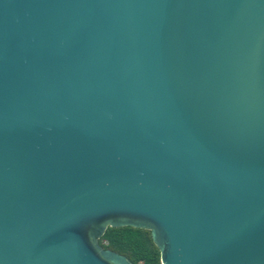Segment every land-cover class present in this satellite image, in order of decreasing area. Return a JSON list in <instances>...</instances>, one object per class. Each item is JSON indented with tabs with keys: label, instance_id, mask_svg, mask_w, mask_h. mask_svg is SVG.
<instances>
[{
	"label": "water",
	"instance_id": "1",
	"mask_svg": "<svg viewBox=\"0 0 264 264\" xmlns=\"http://www.w3.org/2000/svg\"><path fill=\"white\" fill-rule=\"evenodd\" d=\"M264 264V0H0V264Z\"/></svg>",
	"mask_w": 264,
	"mask_h": 264
},
{
	"label": "trees",
	"instance_id": "2",
	"mask_svg": "<svg viewBox=\"0 0 264 264\" xmlns=\"http://www.w3.org/2000/svg\"><path fill=\"white\" fill-rule=\"evenodd\" d=\"M116 227L112 232L106 235L108 242L101 244L102 238L99 243L103 247L110 248L117 252H122L126 248L131 249L134 261H141L143 264H159V253L156 251L148 253L141 247V240L144 233L140 228H133L129 226ZM150 236V235H149Z\"/></svg>",
	"mask_w": 264,
	"mask_h": 264
},
{
	"label": "rangeland",
	"instance_id": "3",
	"mask_svg": "<svg viewBox=\"0 0 264 264\" xmlns=\"http://www.w3.org/2000/svg\"><path fill=\"white\" fill-rule=\"evenodd\" d=\"M112 228L113 227H106L103 235L100 238H102L104 241L108 242V240L106 239L105 236L108 235L110 232H112L114 230ZM122 228H125V227L123 226ZM141 230L144 233L143 239L141 240V247L143 249H145L148 253H151V252H154V251H156L158 253V250H157L156 246L153 244V242L150 239L149 231L146 230V229H141ZM120 253L125 255L134 264H143L141 261H134L133 253H132L131 249L126 248L125 250H123Z\"/></svg>",
	"mask_w": 264,
	"mask_h": 264
},
{
	"label": "built area",
	"instance_id": "4",
	"mask_svg": "<svg viewBox=\"0 0 264 264\" xmlns=\"http://www.w3.org/2000/svg\"><path fill=\"white\" fill-rule=\"evenodd\" d=\"M106 243H107V242L104 241V240L101 241V244H103V245H105Z\"/></svg>",
	"mask_w": 264,
	"mask_h": 264
}]
</instances>
